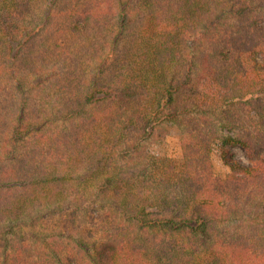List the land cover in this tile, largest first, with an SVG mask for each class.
Returning a JSON list of instances; mask_svg holds the SVG:
<instances>
[{
  "label": "trees",
  "instance_id": "1",
  "mask_svg": "<svg viewBox=\"0 0 264 264\" xmlns=\"http://www.w3.org/2000/svg\"><path fill=\"white\" fill-rule=\"evenodd\" d=\"M0 71V264H264V0H0Z\"/></svg>",
  "mask_w": 264,
  "mask_h": 264
},
{
  "label": "rangeland",
  "instance_id": "2",
  "mask_svg": "<svg viewBox=\"0 0 264 264\" xmlns=\"http://www.w3.org/2000/svg\"><path fill=\"white\" fill-rule=\"evenodd\" d=\"M117 19H118L117 15L114 12H112V14L106 16L107 25H104V23H103L102 32H101V34L102 33L103 34H102V36L98 35V37H100L101 41L98 42L96 45L97 54L96 55L93 54L92 57H90L88 59V61H90V67L91 68H95L97 66L96 69H94L92 71V74H90V75L97 73L98 72L97 70L102 67V65H97V64L103 62V59L105 60V58H107V55L111 52V49L113 48V40H114V37L116 35L118 36L117 39H118L119 43L122 44V43L126 42V39L125 38L123 39V35L118 34L119 29L117 28L118 27ZM41 41H43V40H41ZM71 48H74V46L72 45ZM134 52L135 51L133 50V53ZM118 53H120V48H118ZM131 58H132V56L128 52L123 56H118L117 62H115L114 59L109 58L107 60L109 65L107 67H105L104 72H103V77L105 79L109 77L112 80H114L116 77V74L118 72L116 64L120 61H122L126 64H129L131 62ZM152 58L153 57H151V59ZM56 61L59 63L60 59H56ZM26 69L27 68H25L21 72L18 70V72H16V78L15 79L21 80V77H23L25 75ZM7 74H8V70L6 71V74L3 75V77H2V83L5 82V80L7 78V84H8L9 77ZM31 81L35 82L34 78ZM21 82H22V80H21ZM86 89H87V87H86ZM77 90H78V88H77ZM6 91L11 92V93H9L11 97H16V95L19 96V93L15 89H13L11 86H7ZM25 95H28V94L25 93ZM16 99H18V98L16 97ZM50 105H52L54 107L55 112L60 111L62 109H68L69 108V106H63L59 109L55 102H50ZM56 123H58V122H56ZM56 123H54V125H56ZM63 125H66V123H63ZM91 135H92L91 136V138H92L94 135L93 134H91ZM94 138H96V136ZM155 138H156V142L154 143L153 148H152V151L155 154H163V155H167L171 158H175V159L180 157V154H181L180 137H179V131L177 129H175L174 127H169L166 135L164 133H158V136H156ZM60 149H62V148H60ZM60 153H62L61 155H64V152H60ZM232 153L234 154V157L237 160L242 161V162L245 161L244 153L240 148L234 149L232 151ZM72 154H76L75 157H77V158H73V159H76V163H74L75 167L84 169L86 166V163H85V161H81L79 158L80 157H86L88 153H84L81 156L82 152H80V151H75V152L70 151L69 155L65 154L66 155V161H65L66 164H68L70 162L72 164L74 162L72 159ZM212 161H214L213 167H214V170L216 173L223 174L226 172L224 167L222 166V164L218 162L217 157L215 155H213ZM57 164L61 167L62 166L65 167L64 163H62L61 161H58Z\"/></svg>",
  "mask_w": 264,
  "mask_h": 264
}]
</instances>
